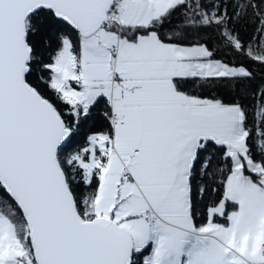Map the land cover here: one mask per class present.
Returning <instances> with one entry per match:
<instances>
[{
	"label": "snow or ice",
	"instance_id": "snow-or-ice-1",
	"mask_svg": "<svg viewBox=\"0 0 264 264\" xmlns=\"http://www.w3.org/2000/svg\"><path fill=\"white\" fill-rule=\"evenodd\" d=\"M0 264H264V0H0Z\"/></svg>",
	"mask_w": 264,
	"mask_h": 264
}]
</instances>
